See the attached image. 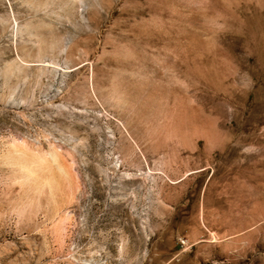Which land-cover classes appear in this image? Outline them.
Wrapping results in <instances>:
<instances>
[{
  "label": "rangeland",
  "instance_id": "obj_1",
  "mask_svg": "<svg viewBox=\"0 0 264 264\" xmlns=\"http://www.w3.org/2000/svg\"><path fill=\"white\" fill-rule=\"evenodd\" d=\"M0 264H264V0H0Z\"/></svg>",
  "mask_w": 264,
  "mask_h": 264
},
{
  "label": "bare ground",
  "instance_id": "obj_2",
  "mask_svg": "<svg viewBox=\"0 0 264 264\" xmlns=\"http://www.w3.org/2000/svg\"><path fill=\"white\" fill-rule=\"evenodd\" d=\"M4 159L18 171L19 186L36 191L35 193L40 194V197L43 196L41 194H47L51 200L57 199L55 197L58 196V191H61V189L59 190L61 178L68 174L66 164L57 152H52L47 157L31 151L27 147L12 145L4 154Z\"/></svg>",
  "mask_w": 264,
  "mask_h": 264
}]
</instances>
